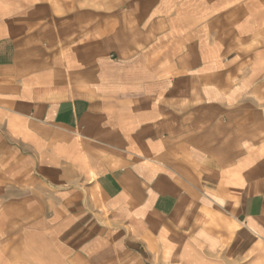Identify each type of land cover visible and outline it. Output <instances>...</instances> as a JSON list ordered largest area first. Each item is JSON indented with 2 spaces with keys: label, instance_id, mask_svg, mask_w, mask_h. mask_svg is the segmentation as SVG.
I'll return each instance as SVG.
<instances>
[{
  "label": "crops",
  "instance_id": "obj_1",
  "mask_svg": "<svg viewBox=\"0 0 264 264\" xmlns=\"http://www.w3.org/2000/svg\"><path fill=\"white\" fill-rule=\"evenodd\" d=\"M0 264H264V0H0Z\"/></svg>",
  "mask_w": 264,
  "mask_h": 264
}]
</instances>
